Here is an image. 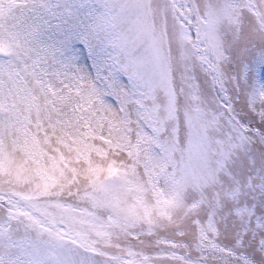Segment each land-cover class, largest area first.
<instances>
[{"label":"snow or ice","instance_id":"1","mask_svg":"<svg viewBox=\"0 0 264 264\" xmlns=\"http://www.w3.org/2000/svg\"><path fill=\"white\" fill-rule=\"evenodd\" d=\"M0 264H264V0H0Z\"/></svg>","mask_w":264,"mask_h":264}]
</instances>
